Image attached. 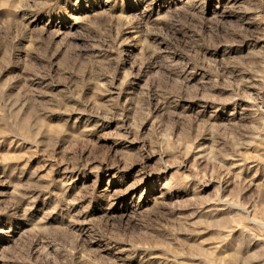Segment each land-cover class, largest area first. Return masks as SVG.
I'll return each instance as SVG.
<instances>
[{"label": "rangeland", "instance_id": "1", "mask_svg": "<svg viewBox=\"0 0 264 264\" xmlns=\"http://www.w3.org/2000/svg\"><path fill=\"white\" fill-rule=\"evenodd\" d=\"M0 264H264V0H0Z\"/></svg>", "mask_w": 264, "mask_h": 264}]
</instances>
